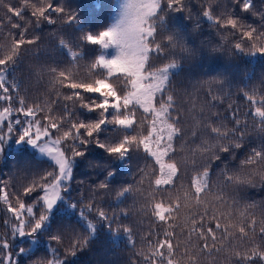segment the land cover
<instances>
[{
	"label": "snow or ice",
	"instance_id": "6c2138e0",
	"mask_svg": "<svg viewBox=\"0 0 264 264\" xmlns=\"http://www.w3.org/2000/svg\"><path fill=\"white\" fill-rule=\"evenodd\" d=\"M0 7V264H72L101 230L128 264H264V72L241 70L264 0ZM41 52L45 97L16 75Z\"/></svg>",
	"mask_w": 264,
	"mask_h": 264
},
{
	"label": "trees",
	"instance_id": "16d2710c",
	"mask_svg": "<svg viewBox=\"0 0 264 264\" xmlns=\"http://www.w3.org/2000/svg\"><path fill=\"white\" fill-rule=\"evenodd\" d=\"M5 2H7V0H5ZM111 3L112 0H73L74 7L81 12L82 16H86L93 22L103 21L110 15ZM102 5L103 8H101ZM3 14L4 9L0 7V16H3ZM13 22L16 21L14 20ZM205 27H207V25ZM7 31L8 26L6 25L3 32ZM46 31H50V29H46ZM5 42V38L2 34H0V43ZM49 63H51V60L45 52H41L37 56L27 55L23 66L17 70V77L25 81V88L28 90L30 95L39 97L47 96L49 85L47 84L48 76L46 72L42 71L40 75L37 76L29 71V66L39 68ZM214 63L220 64L224 63V61H215ZM241 70L242 72H254L256 77L259 78L260 74L264 72V67L253 62L252 64H241ZM181 78L182 76L177 79L179 80ZM233 99L237 98L233 97ZM241 107L243 108V103H241ZM0 168H3V162H0ZM86 170L87 169L83 166L81 167L82 172ZM3 171L11 174L9 168H3ZM253 195L255 199H260V195L255 193ZM131 203L132 201L129 200L125 205H121V207H126ZM3 207L2 202H0V218L4 215ZM2 224L3 220L0 219V225ZM144 224L146 226L147 221H144ZM137 239H139V237H137ZM130 256H132V249L125 246V241L122 237L119 244H115L109 239L108 234L101 230L98 232V238L94 241V243L89 248L78 254V256L73 259L72 264H128Z\"/></svg>",
	"mask_w": 264,
	"mask_h": 264
}]
</instances>
